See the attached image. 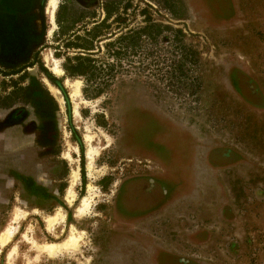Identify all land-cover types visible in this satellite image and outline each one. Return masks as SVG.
<instances>
[{"label":"rangeland","instance_id":"374dc122","mask_svg":"<svg viewBox=\"0 0 264 264\" xmlns=\"http://www.w3.org/2000/svg\"><path fill=\"white\" fill-rule=\"evenodd\" d=\"M107 1L120 18L106 21L90 52L98 65L114 60L115 77L95 98L91 89L84 93L83 77H70L81 80L76 113L69 76L52 71L44 55L51 52L63 68L65 57L79 50L63 46L67 34L83 35L103 20ZM47 4L0 0V230L15 206L28 212L0 249V264H8L15 244L10 264H156L158 244L140 237L153 222L122 220L114 206L122 182L142 174L144 183L157 178L161 218L173 210V236L158 234L162 250L197 264H264V102L253 107L232 84L243 69L264 96V0H59L54 23ZM223 5L228 10L220 13ZM136 30H142L137 46L120 61L107 54V42ZM42 123L50 142L41 139ZM15 134L18 143L11 141ZM89 147L96 150L91 171ZM67 148L76 161L65 158ZM224 148L243 160L219 166ZM138 183L131 184L130 205L142 193ZM87 195L90 209L77 214ZM208 203L215 211H206ZM58 210L64 221L50 232L45 216ZM73 225L83 232L78 247L56 254L32 248L30 238L62 242Z\"/></svg>","mask_w":264,"mask_h":264},{"label":"bare ground","instance_id":"6f19581e","mask_svg":"<svg viewBox=\"0 0 264 264\" xmlns=\"http://www.w3.org/2000/svg\"><path fill=\"white\" fill-rule=\"evenodd\" d=\"M59 0H48L47 4V15L52 23L55 22V12L58 7ZM49 50V49H48ZM47 53V52H46ZM44 61L46 64L52 69V71L56 72L58 75L64 73L63 68L60 66L59 58L55 57L54 55L50 53L44 55ZM65 83L68 86L70 90V95L72 97V101L75 105V112L78 113L77 108V100L81 99V80L79 78H70L68 77L65 79ZM50 88L54 95L56 96L57 93H59L58 88H56L54 85H50ZM59 101L63 102V99L61 97H58ZM75 115V114H74ZM89 137H86V140H88ZM74 150L78 152V148L75 146ZM96 154V150L92 147H89L87 150V167L89 171L92 170L93 167V161H94V155ZM65 158L69 159L71 162L76 161L72 154L70 153V149L67 148L64 151ZM71 182L68 187L67 191V199L70 203H72L75 198V190L74 186L76 185L78 179H79V167H75V169L71 172ZM93 197V196H92ZM92 203L90 196H84L81 198L79 204L77 205V214H84L90 209V204ZM28 212L18 206H15L12 212L11 216V222L7 223L1 230H0V249L4 248V246L8 245L9 242H11L13 236L15 235L17 231V224H20L21 220L26 217ZM65 213L64 211H56L55 213L47 214L45 216V224L47 229L50 232L55 231L56 227H58L59 224H61L64 221ZM83 232L78 230L74 225L70 228V231L67 235V237L62 242H37L34 237L30 238V241L32 243V248H34L37 252L42 253L47 252L50 254H56L59 253L60 250H64L65 248H72V247H78L80 244L81 236ZM30 237V236H29ZM28 233L24 232L23 239H29ZM67 250V249H66ZM17 251V244L13 245V248H11L7 253V262L8 264L11 263V260L14 256V254ZM16 260V259H15Z\"/></svg>","mask_w":264,"mask_h":264},{"label":"trees","instance_id":"16d2710c","mask_svg":"<svg viewBox=\"0 0 264 264\" xmlns=\"http://www.w3.org/2000/svg\"><path fill=\"white\" fill-rule=\"evenodd\" d=\"M103 8L106 13L105 18L100 22L94 24L92 28L85 30L83 35H79L75 33L67 34L66 32H62V34H67L68 36L66 37L63 46L65 48L79 49L78 53L72 56L65 57V61L63 63V69L65 70L67 76L69 77H75V76L83 77L85 81V87L83 88V91L86 95H88L87 91L88 89H91L92 93L89 94L91 95L89 96L90 98H95L101 95L103 92H105V90L113 81V78L115 77V74L112 73V71L115 70L114 60L111 63L110 62L105 63L106 65H102V63L98 65L96 64L97 61L96 58H94L92 56V52H90V50L94 49L95 47L94 42L99 41L98 38L102 35L101 28L104 27L106 21L113 14L116 15L115 18L117 19L120 18L119 14H117L115 11L117 10V6L115 5L114 1H107L103 3ZM227 10L228 8L226 7L225 11ZM62 21L63 19H61L60 15H58L57 23L60 27H62L61 26ZM141 31L140 30H136L135 32L129 31L120 34L116 40L107 42L105 44V46L108 47L107 54L109 56H114L115 61H117V59L120 61V59L126 54L127 48L129 46L130 47L137 46L138 41L140 40L138 38L141 35ZM127 41H130V45L127 44ZM232 84L235 89H238V86L237 84L234 83V81L232 82ZM27 180L28 179L26 178V181ZM36 188L37 187L35 186L33 187V189Z\"/></svg>","mask_w":264,"mask_h":264},{"label":"flooded vegetation","instance_id":"af4514ba","mask_svg":"<svg viewBox=\"0 0 264 264\" xmlns=\"http://www.w3.org/2000/svg\"><path fill=\"white\" fill-rule=\"evenodd\" d=\"M225 6H220V8L218 9L220 11V13H222L223 11H225ZM234 76V75H233ZM234 81L235 84H237L238 89H235L237 91V94L239 95L240 98H242V100H245L247 102H249L250 104H252L253 107L255 108H259L262 103L264 102V96L262 94V91L260 89L259 83L257 78L253 77L252 75H250V73L248 71L245 70H237V73L235 74V76L232 79V82ZM222 150V149H221ZM224 154L220 155V159H222L221 157H223V161L222 163H219V166H223V167H229V166H234V164H237L239 162H241L243 160V158L241 156H239L237 154L236 151L233 150V152H231L230 148H224ZM227 152H229L227 154ZM236 153L238 156L237 157H231V154ZM221 168V167H220ZM152 186V185H150ZM123 187L121 185L120 190H119V194H117V198L115 200V212L116 214L122 218V220H128V221H133L136 219V214H130L132 210H134V208H129L128 206L124 205V200H123ZM152 197H154L153 193H152ZM155 198V202L157 201V203H159V199L157 197ZM142 199V198H141ZM140 199V200H141ZM149 201H152L153 199L151 197H149L148 199ZM209 205H206V211L209 209H214L215 208L213 205H210V203H208ZM204 208V209H205ZM157 210V211H156ZM161 204L156 205L153 208L152 213H154V215H150L149 219H147L148 221H146L145 217H142L141 220H139V222L144 223L148 222L147 224H151L153 222L152 231H148V230H142V232H140V237H143L145 239V241L147 240L146 237H149L150 239H153L155 244H158V248H155L154 255H153V260L156 264H197L198 262H196L197 260L189 255L186 254H179V253H175V252H171L168 251L166 249L161 248L159 241H160V237L158 234H167L170 236H173V210H170V213L167 217L165 218H161ZM222 214L224 216V218L228 219V217L230 218L231 214H228V212L226 213V211H230L226 208V206H224L222 208ZM187 211H189L190 213L193 212L195 213L193 207L190 208V210L188 209ZM133 212V211H132ZM169 217V218H168ZM154 218V219H153ZM185 219H182V221H184ZM150 221V223H149ZM180 220H177V223ZM190 222V221H188ZM188 222L185 221V224L187 225ZM134 224V223H133ZM206 229V228H205ZM186 237H184L185 239ZM192 237L188 238V241L190 243L193 242H197L195 239L191 240ZM159 240V241H158ZM186 240V239H185ZM191 240V241H190Z\"/></svg>","mask_w":264,"mask_h":264},{"label":"crops","instance_id":"0c3cea01","mask_svg":"<svg viewBox=\"0 0 264 264\" xmlns=\"http://www.w3.org/2000/svg\"><path fill=\"white\" fill-rule=\"evenodd\" d=\"M36 102H37V100L33 99V104H36ZM44 113H45L44 111H40V113H37L36 114L37 118L41 117V116L43 117ZM42 124L44 126L41 127L42 128L41 132H40L42 134L41 139L43 141L50 142L49 137H47V136L44 137V135H43L45 133V128L47 129L48 125H46L45 123H42ZM16 137H17V134L13 135V139L11 141L15 142L14 140H16V143H18V140ZM45 138H47V139H45ZM145 176H146V174H142V175H138V176H134V175L129 176L126 180H124L122 182V187L124 189L123 190V195H124L123 196V200H124L123 204L128 206L129 208L130 207L134 208V210H132L133 212L131 211V213L136 214L137 215L136 218H139V219L142 218L140 216H143V218L145 217V219H149L151 217L150 216L151 214L154 215V213H152V212H154L153 208L156 205L161 204V209H162V202H163L161 199V196H162L161 192H157V181H156L157 178H155V177L147 178V181H149L153 184L152 186H150L149 182L144 183L142 181V180H145ZM136 177H138V178H136ZM133 182H139L138 186L141 185L140 187L142 189V193H138V195L134 194V198H137V200H138V201H136L137 204L130 205V201H129L131 198L130 192L133 190L132 188H134L133 186H131V184ZM160 189H161V187H160ZM152 193H153L154 197H156V199L158 197V199L160 201L159 203H157V201L155 202V198L152 197ZM149 197H151L153 200L149 201L148 200Z\"/></svg>","mask_w":264,"mask_h":264}]
</instances>
